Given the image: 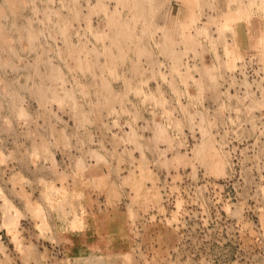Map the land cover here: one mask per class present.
I'll return each mask as SVG.
<instances>
[{"label": "rangeland", "instance_id": "rangeland-1", "mask_svg": "<svg viewBox=\"0 0 264 264\" xmlns=\"http://www.w3.org/2000/svg\"><path fill=\"white\" fill-rule=\"evenodd\" d=\"M250 1L0 0V264H264Z\"/></svg>", "mask_w": 264, "mask_h": 264}, {"label": "bare ground", "instance_id": "bare-ground-1", "mask_svg": "<svg viewBox=\"0 0 264 264\" xmlns=\"http://www.w3.org/2000/svg\"><path fill=\"white\" fill-rule=\"evenodd\" d=\"M255 1V0H254ZM253 0L250 1L251 4H253L254 2ZM257 1V0H256ZM254 5V4H253ZM251 6V5H250ZM249 6V7H250ZM260 6V5H259ZM251 8V7H250ZM242 11V10H241ZM242 15V14H240ZM246 15V14H245ZM65 26V24H64ZM201 28V27H200ZM201 32H207V27H202L200 29ZM100 33V32H99ZM31 38V37H30ZM99 38V37H98ZM59 68V67H58ZM57 76H61V73H60V70L59 72L56 73ZM58 78V77H57ZM59 79V78H58ZM152 97V96H151ZM55 99V98H54ZM19 111H21V113H26L24 109H19ZM205 134V133H204ZM214 148V144L210 141V139H203L201 141V143L197 146L196 148V157H199L201 158L203 161H205V163L208 164V166L216 171V172H221L223 171L224 169V162L222 160V158L216 153L217 152V149H216V152L213 150ZM214 151V153H213ZM175 160L179 161V162H186L188 161L189 159H192L190 157H188V155L186 154H181L179 153L178 155H176V157L174 158ZM174 162V161H173ZM192 164V163H191ZM195 164V163H194ZM185 165V164H184ZM7 205V204H6ZM11 205V204H9ZM6 207V206H4ZM11 207V206H10ZM9 222L12 221L11 218L10 220H8ZM16 221V220H15ZM14 223V222H13ZM18 223V222H16ZM10 224V223H9ZM11 226V225H10ZM9 226V227H10ZM2 246V245H1ZM2 248V247H1Z\"/></svg>", "mask_w": 264, "mask_h": 264}]
</instances>
